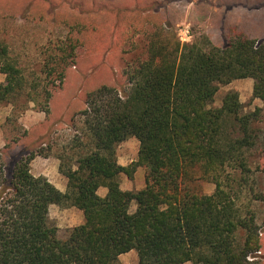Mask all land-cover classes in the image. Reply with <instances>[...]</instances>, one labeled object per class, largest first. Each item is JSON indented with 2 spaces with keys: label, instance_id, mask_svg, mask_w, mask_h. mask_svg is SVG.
<instances>
[{
  "label": "trees",
  "instance_id": "1",
  "mask_svg": "<svg viewBox=\"0 0 264 264\" xmlns=\"http://www.w3.org/2000/svg\"><path fill=\"white\" fill-rule=\"evenodd\" d=\"M205 45L178 42L175 52L152 45L128 75L127 91L103 85L87 94L80 112L86 141L75 138L70 151L54 153L68 180L65 193L31 174V162L52 148L0 165V264H120L131 251L139 264H262L253 205L263 207L264 223V150L258 161L250 150L264 119V42L236 34L224 47L208 39ZM6 54L0 46L7 82L0 103L23 88ZM65 57L63 69L74 60ZM64 78L58 72L53 86ZM245 79L254 81L253 97L263 107L244 114L236 91L212 106L220 86ZM52 95L45 88L28 103L49 116ZM131 138L140 143L138 159L122 166L117 149ZM138 168L146 171L145 188L122 190L119 177L132 179ZM205 182L214 193H204ZM53 205L76 208L83 223L61 236L50 219Z\"/></svg>",
  "mask_w": 264,
  "mask_h": 264
},
{
  "label": "rangeland",
  "instance_id": "2",
  "mask_svg": "<svg viewBox=\"0 0 264 264\" xmlns=\"http://www.w3.org/2000/svg\"><path fill=\"white\" fill-rule=\"evenodd\" d=\"M219 7H224L223 16L230 17L228 22L221 23L211 14ZM173 9L179 24L174 19L171 22ZM186 28L193 36L189 44L196 41L204 49L205 39L212 46L224 47L236 34L263 43L264 0H0V46L6 47V61L14 64L23 78L21 93L10 98L9 103H0V127L6 139L0 148V165L10 168L30 153L47 152L50 148L57 153L68 148V152L78 137L86 141L80 112L85 109L87 94L103 85L114 87L119 93L127 91L128 75L147 59L152 45L162 44L175 52L181 42L180 31ZM71 53L74 60L65 69L59 67V61ZM62 70L64 81H57L55 88L51 78ZM251 83L236 80L220 86L212 106L221 107L226 94L236 91L244 114L263 107L261 100L253 97L254 81ZM6 84V75L0 72V86ZM45 88L53 93L49 116L35 108L33 102L28 103V95L41 94ZM24 107L28 108L23 112ZM24 122L34 124L29 132L22 126ZM260 127V138L250 150L254 160L263 155L264 119ZM139 148L135 138L122 143L117 149L118 163L130 165L136 161ZM262 158L259 160L264 164ZM257 165L258 162L253 168ZM138 171H143L144 176L136 178ZM137 172L132 179L121 175L120 185H134L130 191H140L146 171L138 168ZM202 187L206 194L215 191V185L209 182ZM253 207L262 227L259 254L264 264L263 207L256 203ZM51 216L56 224L54 212ZM64 222L61 236L70 229L69 223ZM71 225L75 227L76 223Z\"/></svg>",
  "mask_w": 264,
  "mask_h": 264
},
{
  "label": "crops",
  "instance_id": "3",
  "mask_svg": "<svg viewBox=\"0 0 264 264\" xmlns=\"http://www.w3.org/2000/svg\"><path fill=\"white\" fill-rule=\"evenodd\" d=\"M190 5L194 6L195 4H194V2H191ZM237 5H239L240 7H243L239 3H237ZM190 8L191 7L188 8L189 11L187 12L189 14L192 12L190 10ZM240 9L241 8L238 9L239 10L237 12L238 15H240ZM175 10L176 9H173L172 13H170V19H171L172 23L175 20V22L177 24H179L178 23V20H179L178 14H177V11H175ZM223 10L225 11L224 7H219V10L216 8L214 10V12L212 11V13H211L212 15H214L215 19H219V21H221V23L228 22V20L230 19V17L228 15L223 16V12H224ZM173 13H175L176 15L173 16ZM217 14H218V16H217ZM209 17H211V15H209ZM240 17H241V15H240ZM231 19H233V17ZM235 20H236V22H239L238 17H235ZM248 37L251 38L250 36H248ZM251 39H253V38H251ZM254 40L259 41L257 39H254ZM246 80L252 82L251 84L253 85V80L245 79V81ZM22 126L25 128V130L27 132H29L30 129L34 126V124L28 125L24 122ZM3 134L4 133L2 131V128L0 127V148L5 146V144H6V139H5ZM54 153H55V149H53V153L47 157L36 156V158L31 162V165H30L31 174L35 177H40V176L46 177L49 180V182L51 184H53L59 191L65 193L67 191L68 180L66 177H64L60 173V171H59L60 161H59V159H57V157L55 156ZM119 164L122 166H128V163L124 164L121 161H119ZM140 174H141V176H144L143 171H138L137 175H135V177L140 175ZM123 183H124V181H123ZM144 185H145V182H143V184H141L140 187H138L139 190L144 189ZM121 188L124 191L125 190L130 191L133 188H135V186L132 185V186H130V188L129 187L123 188V184L121 183ZM107 192H108L107 189L103 188V187L98 190V194L101 197L106 196ZM134 208H136L135 205L133 206V209ZM52 212H54V215L56 218L55 222L59 228L63 227V224L65 223L64 221L69 223V226H67L68 228H74L73 225H71L72 222L76 223L75 227H77V226L81 225L84 221L83 213L81 211L77 210L76 208L61 209V208L53 205L50 208V217L51 218H52V216H51ZM119 260H120V264H127L129 261H131V264H139L138 254L136 251H131L127 254L121 255ZM186 264H192V263L189 262Z\"/></svg>",
  "mask_w": 264,
  "mask_h": 264
},
{
  "label": "built area",
  "instance_id": "4",
  "mask_svg": "<svg viewBox=\"0 0 264 264\" xmlns=\"http://www.w3.org/2000/svg\"><path fill=\"white\" fill-rule=\"evenodd\" d=\"M192 39H193V36L189 28H186L180 31V41L183 44H187L191 42Z\"/></svg>",
  "mask_w": 264,
  "mask_h": 264
}]
</instances>
